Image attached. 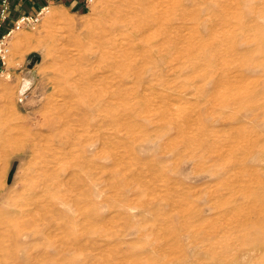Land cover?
I'll return each instance as SVG.
<instances>
[{
	"label": "rangeland",
	"instance_id": "374dc122",
	"mask_svg": "<svg viewBox=\"0 0 264 264\" xmlns=\"http://www.w3.org/2000/svg\"><path fill=\"white\" fill-rule=\"evenodd\" d=\"M172 1L171 11L184 8ZM159 2L54 0L35 29L17 31L10 39L5 71L0 68V210L8 209L17 195L18 206L23 202L40 154L30 147L13 150L46 141L56 122L69 142L81 141V149L64 155L69 161L77 152L73 158L82 169L58 172L74 207L88 213L76 228L66 219L58 223L51 212L39 219L34 210L19 218L23 228L37 223L40 232L18 233V264H162L176 257L181 261L163 264H214L189 262L185 255L194 250L183 248L175 233L186 220L184 208L197 211L210 204L237 211L232 223L208 211L198 217L217 231L213 241L229 245L240 234V212L255 190L245 192L241 186L251 176L248 160L237 154L233 163H222L221 149L209 144L245 129L238 110L216 108L210 98L213 74L230 70L223 66L212 72L215 64L201 50L190 52L200 37L188 40L184 34H197L198 22L190 20L201 11L197 6L161 22L155 10ZM135 7L146 10L138 16L139 30L128 27ZM214 11L219 10L211 7L208 16ZM230 28L218 24L210 34ZM171 33L185 38L166 40ZM156 43L161 47L154 52ZM97 97L104 104L94 111ZM105 99L114 103L112 113ZM190 135L199 140L189 142ZM232 169L242 172L234 181ZM6 257H0V264H12Z\"/></svg>",
	"mask_w": 264,
	"mask_h": 264
},
{
	"label": "bare ground",
	"instance_id": "6f19581e",
	"mask_svg": "<svg viewBox=\"0 0 264 264\" xmlns=\"http://www.w3.org/2000/svg\"><path fill=\"white\" fill-rule=\"evenodd\" d=\"M172 3V0H160L158 3L160 8L155 9L159 20L162 22L164 18L175 14L180 15L189 7L197 6V9L201 11L193 12L190 18V20L198 22L197 34L191 31L184 34L188 40L189 37L192 39H195L197 35L200 37L199 42L191 45L190 52L201 50L203 56L215 64L211 65L212 72H217L216 70L223 66L230 70L229 73L222 72L221 76L213 74L216 79L211 91L213 97L210 96V98H213V106L216 108L238 110L241 113L238 117L243 121L242 128L245 129L242 135L213 139L214 141L212 140L209 144L221 149L219 154H222L220 156L222 163H233L237 154H243L241 161L248 160L245 167L251 171V176L247 178L246 182V179L242 180L244 184L240 180L238 183L241 182V186L244 185L245 192L255 189L249 194V201L245 204L246 210L240 212V234L229 245L218 246L213 241L217 231L211 226H206L205 221L197 220L206 216V211H208V214L216 215L215 218L229 217L230 223H232L237 216L235 207L218 210V207L210 204V206L201 207L197 211H192L189 206L190 211L184 208L182 216L186 220L179 222L176 226V237L182 240L183 248H191L196 251L185 255L189 262L264 264V31H262L264 28V0H175L174 3L177 6H184L175 12L171 11ZM211 7L218 8L219 11H214L213 16L209 17ZM145 12L144 8L135 7L131 20L128 21L130 24L128 27L132 30L141 29L137 23L138 16ZM218 24L221 27L228 25L231 28L224 31L222 35L210 34L211 28H215ZM160 33L162 34V32ZM184 36L179 33H171L167 37L165 36V39L177 40L180 37L185 38ZM225 40L229 43L225 44ZM222 46L225 49H222ZM160 47L161 44L156 43L151 46V49L155 52ZM219 52H224L231 58L227 59ZM218 58L220 62L214 61ZM226 84L232 86L224 87ZM100 87L102 88V86ZM226 88H228L227 91H225ZM205 91H201L200 94H206ZM100 97L93 100L94 111L99 110L104 104L102 103L104 97ZM106 101L105 109L112 113L113 110H110L113 109L112 104L114 103L109 99ZM127 110L128 107H124L122 113H126ZM175 117L177 118L176 113ZM185 117L186 115L182 119ZM224 121L231 122V119ZM48 131L51 135L46 141L33 142V145L29 144V146L26 142L19 147L17 145L13 150L16 152L30 147L33 151L37 150L35 156L39 152L40 154L34 161V171L29 177V183L22 192L23 202L18 206L17 195L8 209L0 210V257L8 256L12 260V264H18V233L36 235L40 232V229L35 227L37 223L35 226L28 223L26 230L19 218L29 215L34 210L33 214L38 215L39 219L42 214L51 212L56 215L55 219H58V223H61L59 220L66 219L68 226L74 228L78 226L83 215L88 218L87 212L81 210L79 206L74 207L75 205L69 199L68 190L66 192L62 190L63 183L59 179L58 172L59 168L68 170L70 167H75L80 170L82 165L79 164V159L74 161L77 152L71 154L72 158L69 161L65 159L66 155L64 154L71 149L72 151L81 149V141L69 142V137L61 131L60 125H57L56 122L49 126ZM210 135L212 136V134ZM83 136L85 137V135ZM194 136L196 135H190L188 141L197 142L199 139L193 138ZM79 157L81 158L80 155ZM231 171L233 181L237 179L238 174L242 173L235 169ZM253 181L256 182L255 186L251 184ZM230 186L232 185L230 184ZM90 187L92 190V186ZM2 188L4 187L0 186V189ZM220 195L217 194V196ZM248 205L252 208L249 211H247ZM165 261L178 263L181 259L176 257ZM5 262L4 264H6Z\"/></svg>",
	"mask_w": 264,
	"mask_h": 264
},
{
	"label": "built area",
	"instance_id": "2783aa9c",
	"mask_svg": "<svg viewBox=\"0 0 264 264\" xmlns=\"http://www.w3.org/2000/svg\"><path fill=\"white\" fill-rule=\"evenodd\" d=\"M12 1L14 0H0V68H2L1 72L5 71L6 68V58L8 57L10 52L9 41L12 38L13 34L20 30L35 29L40 21L41 13L43 12L44 8L48 6L47 4L42 6L40 11L33 14L21 13L10 21L9 11L12 5ZM46 1L50 2L54 0ZM85 1L88 2L90 0ZM20 100H22V98Z\"/></svg>",
	"mask_w": 264,
	"mask_h": 264
},
{
	"label": "crops",
	"instance_id": "0c3cea01",
	"mask_svg": "<svg viewBox=\"0 0 264 264\" xmlns=\"http://www.w3.org/2000/svg\"><path fill=\"white\" fill-rule=\"evenodd\" d=\"M48 3L49 2H47L46 0H25V1L14 0L12 1V5L9 11L10 21L11 19H14L21 13H28V14L36 13L38 12V9H40L42 6Z\"/></svg>",
	"mask_w": 264,
	"mask_h": 264
}]
</instances>
